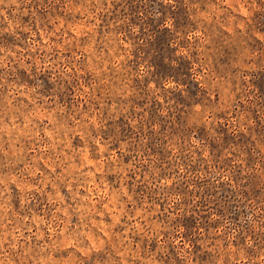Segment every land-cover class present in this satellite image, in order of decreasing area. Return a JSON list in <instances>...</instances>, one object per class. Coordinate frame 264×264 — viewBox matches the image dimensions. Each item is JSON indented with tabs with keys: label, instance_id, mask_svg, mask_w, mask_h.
<instances>
[{
	"label": "rangeland",
	"instance_id": "1",
	"mask_svg": "<svg viewBox=\"0 0 264 264\" xmlns=\"http://www.w3.org/2000/svg\"><path fill=\"white\" fill-rule=\"evenodd\" d=\"M0 264H264V0H0Z\"/></svg>",
	"mask_w": 264,
	"mask_h": 264
}]
</instances>
